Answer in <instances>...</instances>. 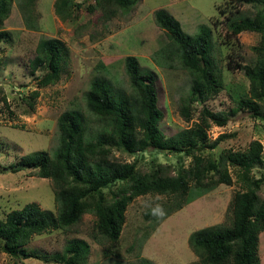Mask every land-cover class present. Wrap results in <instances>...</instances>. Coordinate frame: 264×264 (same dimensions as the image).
Masks as SVG:
<instances>
[{"label": "rangeland", "instance_id": "rangeland-1", "mask_svg": "<svg viewBox=\"0 0 264 264\" xmlns=\"http://www.w3.org/2000/svg\"><path fill=\"white\" fill-rule=\"evenodd\" d=\"M55 2L36 0L26 7L23 0H13L3 25L10 38L0 42L1 219L30 202L57 213L54 182L20 168V159L43 150L52 155L57 152L58 118L65 111L79 115L87 137L104 129V121L87 107L86 93L93 80L102 79L114 94L131 96L133 88L125 70L128 55L136 56L144 71L158 76L159 106L164 112L160 128L166 136H176L199 121L201 103L192 104L190 120L181 114V105L192 96L193 76L183 66L177 46L156 23V10L164 8L173 14L191 37L205 28L210 31V58L224 82L221 91L207 102L210 109L228 111L233 98L249 95L250 82L245 71L234 66L256 62L261 35L253 31H243L236 38L229 35L231 24L253 18L260 9L258 5L238 4L235 0H138L130 10H119L105 19L100 8L88 10L95 0H75L81 8L78 19L72 20L56 14ZM44 37L64 42L69 60L59 82L41 89L31 109L24 99L37 89V79L45 69L32 74L29 62ZM208 133L211 139L224 133L228 138L215 150H204L207 157H218L224 148L245 149L253 139L260 140L264 148V119H256L248 112H240L225 126L213 123ZM179 156L154 149L134 155L115 150L113 158L121 162L138 160L144 166L178 165L182 161L190 164V157L180 160ZM254 173L262 176L264 165ZM233 180L232 185L221 184L207 191L193 187L186 195L150 193L135 198L127 207L117 242L102 235L96 227V216L86 213L68 229L52 230L31 240L28 251L42 259L19 260L0 251V264H57L52 260L55 255H61L76 241L87 249L83 264H201L189 238L202 228L232 224V200L241 190L235 174ZM156 203L163 205L165 217L151 215L147 205ZM258 254L260 264H264V232ZM45 257L49 260H43Z\"/></svg>", "mask_w": 264, "mask_h": 264}, {"label": "trees", "instance_id": "trees-1", "mask_svg": "<svg viewBox=\"0 0 264 264\" xmlns=\"http://www.w3.org/2000/svg\"><path fill=\"white\" fill-rule=\"evenodd\" d=\"M36 0H23L31 7ZM238 4L260 6L253 18L233 23L229 35L236 38L243 31L261 35L256 47L257 59L253 65L236 64L250 82L249 95L233 98L228 111H213L207 102L224 86L222 75L210 58L211 34L202 29L196 36L187 35L181 22L166 9L154 13L156 23L177 46L183 66L192 74V96L180 108L187 119L192 118V104L201 103L199 121L176 136H166L160 128L164 112L159 106L158 76L144 71L138 58L128 55L125 70L133 88L132 95L120 97L105 80H93L86 102L89 110L105 128L95 136L87 137L79 115L65 111L58 118L60 145L52 155L38 151L24 155L20 168L30 174L54 182L57 213L42 208L36 202L8 212L0 218V251L19 260L37 258L27 245L35 236L52 230H65L79 222L86 213H93L98 231L112 242H117L126 221L127 207L133 200L146 194L186 195L194 187L201 191L218 185H232L235 174L241 190L232 200L233 222L228 227H206L193 232L189 242L201 264H260L259 240L264 232V174L256 177L254 171L264 165V148L253 139L245 149L224 148L218 157L205 156L204 150H215L228 138L221 134L209 137L213 123L225 126L240 112L264 119V0H235ZM138 0H95L88 10L100 8L105 19L119 10H130ZM13 0H0V42L10 38L3 29ZM80 4L75 0H56L55 12L62 19L76 20ZM69 60V49L60 39L42 38L36 46L29 66L32 74L44 68L37 79V89L24 100L34 109L41 89L61 79ZM150 149L190 157L189 165L157 163L140 165L138 160L121 162L113 158L114 151L134 155ZM20 168L15 169L19 171ZM87 249L78 241L66 247L52 259L57 264H83ZM43 260L48 261L45 257Z\"/></svg>", "mask_w": 264, "mask_h": 264}, {"label": "clouds", "instance_id": "clouds-1", "mask_svg": "<svg viewBox=\"0 0 264 264\" xmlns=\"http://www.w3.org/2000/svg\"><path fill=\"white\" fill-rule=\"evenodd\" d=\"M147 206L150 207L152 216L156 218H163L166 216V212L162 204L156 203L154 206L152 205H147Z\"/></svg>", "mask_w": 264, "mask_h": 264}]
</instances>
